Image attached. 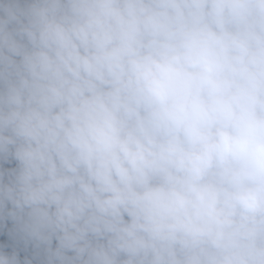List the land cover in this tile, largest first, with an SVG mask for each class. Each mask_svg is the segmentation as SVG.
<instances>
[{"label": "clouds", "instance_id": "9594fccd", "mask_svg": "<svg viewBox=\"0 0 264 264\" xmlns=\"http://www.w3.org/2000/svg\"><path fill=\"white\" fill-rule=\"evenodd\" d=\"M0 264H264V0H0Z\"/></svg>", "mask_w": 264, "mask_h": 264}]
</instances>
